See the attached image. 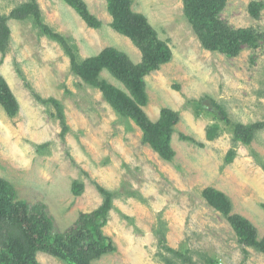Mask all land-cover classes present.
<instances>
[{"label": "rangeland", "instance_id": "obj_1", "mask_svg": "<svg viewBox=\"0 0 264 264\" xmlns=\"http://www.w3.org/2000/svg\"><path fill=\"white\" fill-rule=\"evenodd\" d=\"M32 1L44 27L33 16L9 17L0 64L18 106L9 115L0 104V177L15 187L17 199L45 204L54 232L63 233L80 212L103 204L101 189L113 192L102 231L117 249L89 264H167L170 258L175 264H264V252L243 245L231 219L246 217L258 239L264 237V128L249 143L234 131L237 123L264 122V0H194L199 11L214 7L223 25L248 31L237 53L205 47L184 0H131L129 9L144 14L172 51L143 74L142 106L154 123L165 109L178 113L171 157L109 102L102 82L136 98L116 70L104 67L87 78L75 68L109 48L134 64L145 61L133 37L115 28L109 0H84L98 27L65 0H0V15ZM50 97L62 107L65 133L54 106L44 102ZM75 181L84 188L80 195L72 191ZM208 188L229 197V212L205 195ZM35 259L70 264L44 251Z\"/></svg>", "mask_w": 264, "mask_h": 264}, {"label": "trees", "instance_id": "obj_2", "mask_svg": "<svg viewBox=\"0 0 264 264\" xmlns=\"http://www.w3.org/2000/svg\"><path fill=\"white\" fill-rule=\"evenodd\" d=\"M75 8L90 26L98 27L100 21L88 9L84 0H65ZM131 0H109L110 11L114 14V26L117 30L128 33L133 37L145 54V61L141 64L131 62L125 53L109 48L103 54L88 58L75 68L78 73L87 78H94L102 68L108 67L116 70L118 76L136 89V98L118 87L105 82L99 85L103 89L111 105L124 116H131L142 126L146 138L168 157L175 154L171 140L174 125L179 119L178 113L165 109L162 118L154 123L146 114L142 106L147 102L144 95L145 83L143 74L154 68L157 61L170 59L172 51L167 43L157 37L156 31L142 13H133L129 9ZM194 0H184L185 14L191 19L194 27L205 47L209 49L224 47L233 53L239 52L244 43H247L246 30L234 29L216 19V13L209 6L204 10H197ZM33 16L39 26L41 21L40 11L35 2L24 4L15 8L10 16L0 15V51L4 60L11 30L7 24L9 17L25 19ZM56 109L57 117L63 126V133L67 131L66 119L60 103L53 97L45 99ZM0 104L9 115H13L17 109V101L7 82L0 73ZM264 128V122L252 124L237 123L235 125L236 137L249 143L254 139L255 131ZM183 139L204 146L192 136L183 135ZM208 139H213L212 130L207 133ZM234 153H229L227 161L233 159ZM83 186L75 181L72 191L76 195L83 192ZM105 194V200L98 208L91 212H80L77 220L67 231L54 232L53 218L47 213L43 203L29 206L17 199L18 193L15 187L4 178L0 177V264H40L35 259L37 251H44L55 256L66 258L70 264H89L90 261L100 258L104 254L116 251V246L107 238L102 228L106 225L111 209L114 193L101 189ZM205 195L219 207L231 210L229 197L213 188H208ZM264 207V204L262 205ZM232 222L240 235L243 245L253 246L264 252V237L258 239V231L255 225L246 217L234 214ZM175 256L183 257L179 250L170 249ZM173 259H166L167 264H175Z\"/></svg>", "mask_w": 264, "mask_h": 264}]
</instances>
